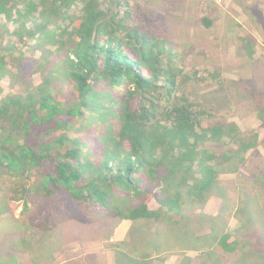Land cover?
Instances as JSON below:
<instances>
[{
  "label": "trees",
  "instance_id": "trees-1",
  "mask_svg": "<svg viewBox=\"0 0 264 264\" xmlns=\"http://www.w3.org/2000/svg\"><path fill=\"white\" fill-rule=\"evenodd\" d=\"M134 14L127 0H0V93L4 85L22 86L0 100V179L11 181L9 190L23 201L27 216L14 218L12 197L0 188V220L17 234L8 245V263L26 264V251L33 264H41L31 247L37 240L51 257L49 238L65 221L119 219L177 227L185 250L203 252L202 264H226L227 255L242 264H264V238L259 248L242 235L257 226L255 197L241 208V236L228 229L221 213L209 218L210 237L197 236L184 215L186 200L204 203L209 193L223 191L218 169L254 147L258 135L234 123L204 122L206 111L184 90L189 74L180 52L135 27ZM3 16L16 28H7ZM202 21L212 24L208 16ZM17 43L20 53L14 56ZM38 51L46 58L36 68L25 67ZM35 72L38 81L28 83L27 75ZM63 83L69 98L59 95ZM257 117L264 120V108ZM85 126L94 159L83 149L86 141L71 135ZM57 131L50 141L31 137ZM224 141L236 148L221 154L208 148ZM46 162L51 170L32 184L33 172ZM60 195L69 203L56 206L53 198Z\"/></svg>",
  "mask_w": 264,
  "mask_h": 264
},
{
  "label": "rangeland",
  "instance_id": "rangeland-1",
  "mask_svg": "<svg viewBox=\"0 0 264 264\" xmlns=\"http://www.w3.org/2000/svg\"><path fill=\"white\" fill-rule=\"evenodd\" d=\"M127 2L135 13V27L169 41V45L175 46V51L180 52L181 66L189 74L184 90L195 98L199 109L206 111L204 122L234 123L249 136L258 135L254 147L245 153H239L235 161L218 169L221 170L219 178L226 191L221 189L222 192L215 190L209 193L204 203L185 201L184 215L189 218L192 233L210 237L214 223L209 218L221 213V220L227 222L228 229L241 236L237 229L241 227L243 214H246L241 208L247 197H255L259 211L256 215L257 226L245 229L242 235L247 234L250 242L261 248L264 238V120L257 116L261 108H264V0ZM76 6L75 11L79 9V5ZM121 12H125V9ZM204 16L211 20L210 27L204 25ZM1 21L10 30L16 28L4 16ZM19 45L20 43L15 45L14 56H19ZM46 56L38 51L23 65L36 68L38 64L35 62ZM12 66L9 64L7 68L11 70ZM38 76V72L27 75L28 83H36ZM16 85L15 89L4 85L0 100L22 88L21 82ZM115 92L118 94L120 91ZM65 94H68V86L63 83L59 95L62 99L69 98ZM59 133L32 134L31 137L44 142L48 138L49 141L53 140ZM71 135L86 141V148L83 149L93 158L91 148L94 142L89 139L87 127L84 131L72 132ZM224 142L225 145L209 143L208 148L219 154L236 148L229 142ZM251 142H255L254 139L251 138ZM51 166L50 162H46L37 168L32 174V184L43 180ZM0 186L3 196L12 197L10 206L14 218H26L22 213L23 201L14 200L17 194L9 190L11 181L8 177L0 179ZM53 200L59 207L69 203L61 195ZM19 225L24 224L19 222ZM5 226L0 220V264H10L8 261L12 253L8 245L10 239L17 238V234L13 232L11 235ZM21 228L25 229L27 225ZM176 229L177 227L165 229L156 222L145 220L134 223L114 219L100 224H82L68 220L61 224L54 237L49 238L51 257L42 253L38 240L31 247L33 253L36 250L35 259L41 260V264H202L203 252L185 250L188 244L182 241L180 230ZM172 231H176L174 238L171 237ZM25 232L27 236L32 235L29 230ZM22 254L25 255L23 259L26 264H33L29 252L23 251ZM259 260L264 261V257ZM185 261L187 263H183ZM224 261L226 264H242V260L233 255L225 256Z\"/></svg>",
  "mask_w": 264,
  "mask_h": 264
}]
</instances>
